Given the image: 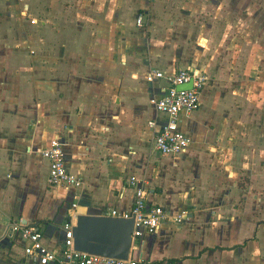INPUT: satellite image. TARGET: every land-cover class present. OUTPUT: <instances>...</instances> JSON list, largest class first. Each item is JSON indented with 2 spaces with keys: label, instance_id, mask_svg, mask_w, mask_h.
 Masks as SVG:
<instances>
[{
  "label": "crops",
  "instance_id": "1",
  "mask_svg": "<svg viewBox=\"0 0 264 264\" xmlns=\"http://www.w3.org/2000/svg\"><path fill=\"white\" fill-rule=\"evenodd\" d=\"M12 13L19 27L3 37L15 50L5 47L0 70V264H38L12 221L59 247L71 214L128 211L131 176L149 205L186 211L133 243L141 264H264V0H0V20ZM185 68L208 76L199 107L179 115L191 143L161 154L148 122L165 119L151 100L167 83L145 76ZM53 136L77 187L48 184L37 151Z\"/></svg>",
  "mask_w": 264,
  "mask_h": 264
},
{
  "label": "built area",
  "instance_id": "2",
  "mask_svg": "<svg viewBox=\"0 0 264 264\" xmlns=\"http://www.w3.org/2000/svg\"><path fill=\"white\" fill-rule=\"evenodd\" d=\"M138 24L141 16H138ZM146 80L152 82L162 78L167 86L161 94L152 98L151 102L155 111L165 115L162 122L151 119L148 125L155 128L153 134V147L161 154H180L187 151L191 139L180 126V113L190 114L200 104V93L207 84L208 76L201 70L194 68L178 69L173 73H164L160 70H149ZM191 82L189 88L177 86ZM37 153L48 161V184L51 186H72L81 184V179L71 173L66 165L63 142L58 136H53L50 141ZM129 186L133 189V203L128 211L117 213L111 210L104 215L133 217L132 240L133 243L149 234L155 233L163 223H179L186 216V211L176 214L169 212L159 204L149 205L143 181L135 176L128 179ZM76 207V203L71 204ZM74 223L73 214L63 223L64 238L59 247H51L43 241V233L38 226L23 222L22 219L12 221L8 228L12 235L20 240L24 254L35 259L38 264H141L131 255L128 259H114L99 255L78 252L73 246L71 227Z\"/></svg>",
  "mask_w": 264,
  "mask_h": 264
},
{
  "label": "water",
  "instance_id": "3",
  "mask_svg": "<svg viewBox=\"0 0 264 264\" xmlns=\"http://www.w3.org/2000/svg\"><path fill=\"white\" fill-rule=\"evenodd\" d=\"M190 86L188 82L177 88ZM133 223V217L78 213L71 227L74 249L86 254L128 259L133 245Z\"/></svg>",
  "mask_w": 264,
  "mask_h": 264
},
{
  "label": "rangeland",
  "instance_id": "4",
  "mask_svg": "<svg viewBox=\"0 0 264 264\" xmlns=\"http://www.w3.org/2000/svg\"><path fill=\"white\" fill-rule=\"evenodd\" d=\"M9 22L10 23H4V21L0 20V70H1L2 65L4 64V58L6 56L4 54V52L7 51V50H5V47L7 48V46L11 45L13 51L15 50L13 40L12 39H11V41H9L8 39L4 40V37H3V34L6 32H9V31H11V33L17 32L16 30L19 27V24H18L19 20L17 19L16 15H14V13H12L10 15V21ZM2 79H3V74L0 72V82ZM1 94H2V88L0 89V95Z\"/></svg>",
  "mask_w": 264,
  "mask_h": 264
}]
</instances>
